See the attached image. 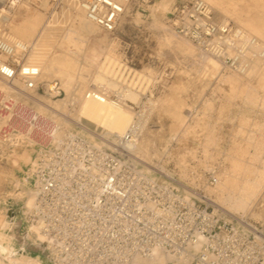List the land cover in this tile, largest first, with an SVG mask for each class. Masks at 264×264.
Masks as SVG:
<instances>
[{"label": "built area", "instance_id": "obj_1", "mask_svg": "<svg viewBox=\"0 0 264 264\" xmlns=\"http://www.w3.org/2000/svg\"><path fill=\"white\" fill-rule=\"evenodd\" d=\"M75 2L89 22L112 34L132 0ZM3 18L0 13V21ZM169 18L177 35L225 69L245 74L258 59L264 61V43L237 25L217 22L204 0L174 3ZM30 49L9 40L1 29L0 78L10 91L1 97L3 109L11 118L25 114L20 126L28 133H43L46 140L27 176L35 194L30 219L44 238L48 264H130L155 250L181 264H264V218L252 222L215 210L179 182L139 171L129 159L128 143L136 146L139 138L134 127L116 139L114 151L19 105V97L31 96L40 85V68L26 63ZM15 120L11 127L17 129ZM255 210H264V190Z\"/></svg>", "mask_w": 264, "mask_h": 264}, {"label": "rangeland", "instance_id": "obj_2", "mask_svg": "<svg viewBox=\"0 0 264 264\" xmlns=\"http://www.w3.org/2000/svg\"><path fill=\"white\" fill-rule=\"evenodd\" d=\"M12 1L5 0L0 6L8 10ZM179 1L181 0H132L116 32L108 34L98 29L99 38L116 39L112 50L120 57L122 64L126 65L119 74L120 80L126 87H130L140 95L139 105L127 101V105L134 113L142 114L149 101L159 104L164 101L178 105L185 116L184 127L174 126L173 118L168 113L155 111L147 123V131L154 136L150 142V157L132 151L129 159L139 171L164 181L170 179L179 182L186 191L195 192L196 194H193L197 195V198H201L200 196L206 198L214 205L215 210L218 208L226 214L244 216L252 222H261V219H256L249 213L242 215L228 211L225 206L217 202L219 193L214 189L224 178L225 173L230 171V160L239 156V152L235 150L236 144L245 143L238 134L242 126L244 125L246 132L255 130L256 128L252 126L255 123L264 127V108L249 104L241 93H232L231 86L226 81V77L233 74L230 70L223 68L221 74L217 75L206 72L187 50L177 47L176 44L172 47L165 44V32L172 31L176 35L169 24V13L174 3ZM226 1L228 5L226 10L222 11L223 21L239 27V20H252L256 24H264V0ZM163 3H167V11L159 9ZM19 5L17 3L14 7L16 11L10 19L11 23L21 24L32 14L40 15L39 30L34 37L41 40L45 45L44 48L51 54L60 53L63 47L54 39L56 41L61 39L64 32L73 25L72 16L66 11L67 0H49L46 8L42 6L40 0L31 1L29 9ZM211 7L215 20L222 22L217 18V14H221V11L212 5ZM155 19L162 26L157 27ZM48 22L55 27L51 31L54 34L46 38V34H40V29ZM0 25L1 29L5 28L4 19L0 21ZM176 36L183 39L179 35ZM83 49H86V45ZM198 51L204 52L199 49ZM82 58L78 59L82 60ZM149 66L154 68L150 82L143 78L139 79L130 71L145 72ZM93 71L95 69L86 71L89 78L88 87L91 88H94ZM145 73L147 77L150 75L148 72ZM55 83L59 87V81L55 80ZM247 83L249 82L242 81L241 85L245 87ZM250 83L255 87L258 97L264 98V84H260L255 79ZM6 92L10 91L0 88V224L8 220L13 223L7 233L13 236L18 255L37 258L41 264H48L45 245L37 240L35 233L29 232L33 227L30 219L32 209L29 210L25 205L28 194L34 193L27 174L35 166L37 154L46 140L43 133H28L25 127L20 126V123L27 120L25 114L14 118L6 114L1 100ZM30 94L35 100L29 96H21L19 105L26 104L39 114L48 115L58 123L54 112H41L37 103L46 105L50 101L64 98L65 93L61 91L59 95L52 97L40 80L38 90ZM111 98L117 100V95L111 93ZM14 120L13 127H18L17 129L11 127ZM247 120L249 123L245 126ZM63 128L72 133L79 132L76 124ZM86 138L93 143L96 142L98 146L102 145ZM140 138L138 142L141 141ZM112 150L116 151L115 148ZM24 154H29L30 160H24ZM19 193H23L22 197ZM252 208L253 213L255 207Z\"/></svg>", "mask_w": 264, "mask_h": 264}, {"label": "bare ground", "instance_id": "obj_3", "mask_svg": "<svg viewBox=\"0 0 264 264\" xmlns=\"http://www.w3.org/2000/svg\"><path fill=\"white\" fill-rule=\"evenodd\" d=\"M31 1L33 0H20L19 6L29 9ZM40 1L44 8L48 6L49 0ZM204 1L220 10L221 14H217V18L222 21L220 23H226L223 21L224 14L222 11L226 10L227 1ZM4 2L5 0H1L0 5ZM13 5L8 7V10L0 6V13L6 22L4 30L7 31L8 39L23 42L30 46L26 63L40 68L39 80L44 83L52 97L59 95L61 91L65 93L64 98L50 101L46 105L37 103L41 112H54L61 126L68 127L70 124H76L79 128V134H84L91 140L111 148H114L113 145L118 137L134 127V130L138 131L141 141L136 146L133 143H128V147L134 153H140L147 158L151 155L150 142L154 138L147 131V123L155 111L168 113L173 118L174 126H185V116L176 104H169L164 101L159 104L149 101L140 115L134 113L133 109L127 105V101L139 105L140 95L130 87H126L120 80L121 75L119 74L126 65L122 64L120 57L112 50L116 39L103 40L99 38V28L87 20L85 14L77 7L75 0H67L68 8H66L73 19L72 28L66 30L58 41L54 39L59 46L63 47L58 54L48 52L44 48V43L34 37L35 34L37 36L39 30L40 15L32 14L25 18L21 24L14 25L11 23L10 19L13 18L16 11L14 7L17 6V3H13ZM130 6L131 4L128 5L126 12ZM159 9L167 11V3H163ZM159 9L157 8V10ZM238 23L249 35L256 36L262 44L264 43V24H256L252 20H239ZM155 24L157 27L162 26L158 20ZM54 27L48 22L41 27L40 34H46L45 37L48 38L54 34L51 32ZM176 35L172 31L165 32L164 42L168 47L176 44L177 47L187 50L195 57L204 71L216 75L221 74L223 67L220 61L205 52H199L198 49H201L193 45L194 43L184 38L180 39ZM85 45L86 49H83ZM79 57H83L82 60H79ZM90 69H95L92 73L94 88L88 87L89 78H87L86 71L88 72ZM153 69L152 66L145 69V72L150 74L148 77L145 72L130 71L135 73L139 79L143 78L150 82ZM230 72L233 74L227 76L226 81L230 84L232 93H241L249 104L264 108V98L258 97L255 87H252L250 83L251 80L255 79L260 84H264V61L258 59L245 74ZM55 80L59 81V87ZM242 81L249 83L244 87L241 85ZM16 84L22 88L19 83ZM0 88L4 91L7 88V82L2 78H0ZM89 93H94L98 98L88 97ZM111 93L117 95V100L111 98ZM159 112L158 114H160ZM66 113L69 114L66 115ZM248 123L249 120L245 121V126ZM243 126L238 134L245 143L244 145L236 144L235 150L239 152V156L230 160V171L225 173L224 178L214 190L219 193L217 202L225 206L228 211L242 213V215L249 213L252 217L262 220L264 210H255L252 213V207H255L256 201L264 190V127L255 123L252 126L256 129L246 132ZM94 143L98 146L96 142ZM23 159L30 160V155L24 154ZM19 195L22 197L23 193H19ZM25 205L29 210L33 208L35 205L34 193L28 194ZM12 224L10 220L0 224V264H41L37 258L18 255L13 243V236L7 233ZM29 232H31L30 234L35 233L38 241L44 240L35 227H31ZM169 262L182 263L178 258L155 250L151 257L137 256L130 264H167Z\"/></svg>", "mask_w": 264, "mask_h": 264}]
</instances>
